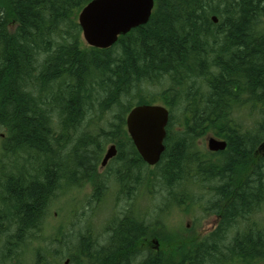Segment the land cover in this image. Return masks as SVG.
I'll return each instance as SVG.
<instances>
[{"label":"trees","instance_id":"1","mask_svg":"<svg viewBox=\"0 0 264 264\" xmlns=\"http://www.w3.org/2000/svg\"><path fill=\"white\" fill-rule=\"evenodd\" d=\"M90 1L0 0L1 263L41 240L60 193L90 185L95 211L109 182L129 210L104 224V244L85 224L96 222L72 208L46 254L68 264L263 263L264 227L250 215L264 205V0H155L148 22L105 50L82 41L77 16ZM154 103L169 121L160 171L148 173L125 119ZM209 134L226 149L197 148ZM110 143L121 164L111 178L97 171ZM156 187L161 209H138ZM201 187L215 200L205 208L219 217L212 233L198 239L162 224L163 207L195 208ZM155 234L162 247L150 253L145 240ZM34 255L33 264H51Z\"/></svg>","mask_w":264,"mask_h":264},{"label":"rangeland","instance_id":"2","mask_svg":"<svg viewBox=\"0 0 264 264\" xmlns=\"http://www.w3.org/2000/svg\"><path fill=\"white\" fill-rule=\"evenodd\" d=\"M83 41V39H82ZM84 42V41H83ZM85 44V42H84ZM86 45V44H85ZM154 104H160V103H154ZM242 114V113H241ZM243 115V114H242ZM245 125H250L249 120L245 119L244 121ZM208 136H203L201 139H199L196 144L197 148L199 149H206V139ZM109 145L106 146V148ZM0 150H1V138H0ZM221 158V157H219ZM218 158V159H219ZM117 161V160H116ZM116 161H110L108 165H106L104 168H100V166L97 167L98 173L103 176L105 175L106 177H110L115 169L120 167V163ZM145 171L148 173H157L160 171V168L158 167H145ZM206 183V182H205ZM207 185V184H206ZM109 189H110V195L108 196V199L103 201L101 205L99 206L98 210H95V207L91 203V206L87 205V202L91 199L90 194L92 192V188L90 185H86L83 188H80L78 190H73L71 192H62L59 194V196L53 200L50 203V207L48 209L47 217L44 221L45 223V228L44 232L41 233V240L35 241V242H30L31 245H23L24 253H22L21 257L19 260H5L6 264H33L36 260L34 253L36 252H41L42 256L48 257L47 260L50 261L51 264H63L65 260H59L57 258H53L50 255L46 254V244L54 237L53 232H52V227H56L60 225L61 223H67V218L70 210H72L74 213L79 216V220H84V221H92L96 223H85L91 227V233L98 239L99 237L101 238V244H104V238L105 235L102 233V229L104 228L105 223H109L110 220L115 216V215H121L120 211L124 210H129V198H126L124 195H119V198L115 197V189L109 182ZM158 188L156 187L155 189H151L150 193H154V195H149V197H143L138 202L140 205H137L136 207L138 209H142L144 206H147L148 209L151 207H156L157 210L161 209L162 205H155L159 204L160 202H155V197L158 195L155 192H157ZM196 192H200L201 198L199 200V204L195 206V208L191 203H187V207L179 208V207H174L172 210L165 211V208L163 207L164 212L161 214V221L162 223H167L173 227V231L175 234L180 233L181 225H183V228H185L186 223H189V225L196 227L195 226V220L200 221V227L197 229L196 234L199 235V237H203L210 233L212 229H214L215 224L212 223L214 218L210 217V211H205V208H208L206 206L207 202L209 201V205H211V201H213V198H210V195L207 194L208 188H203L199 189ZM195 198H199L196 196ZM117 203V208H113V202ZM154 200V201H152ZM160 200V199H156ZM127 201V202H126ZM215 202V200L213 201ZM105 203V204H104ZM104 204V205H103ZM144 204V205H143ZM155 205V206H154ZM203 207V209L201 208ZM261 210L260 212L255 213L256 215L251 214V220L255 221L260 224L261 228L264 227V205L260 207ZM157 210H154L157 211ZM97 211V213H95ZM83 212H86L85 215ZM80 215L83 217L80 218ZM146 216V215H145ZM74 221L75 223H78L75 215L74 217L68 220V223L70 221ZM103 223H102V222ZM107 221V222H106ZM216 223V222H215ZM67 226H63L62 228H66ZM79 227L76 228V231H73L74 234H78V232L81 230H77ZM82 232L84 233L85 230L83 228ZM237 231H231L230 237L234 236V234ZM238 232H241V230H238ZM239 234V233H238ZM92 235V236H93ZM231 240V239H230ZM97 243H100L96 240ZM43 250V251H42ZM1 257V255H0ZM2 259V257H1ZM0 264L1 260H0ZM234 264V263H233Z\"/></svg>","mask_w":264,"mask_h":264},{"label":"water","instance_id":"3","mask_svg":"<svg viewBox=\"0 0 264 264\" xmlns=\"http://www.w3.org/2000/svg\"><path fill=\"white\" fill-rule=\"evenodd\" d=\"M154 6L155 0H92L78 14L83 40L89 47L108 49L120 36L145 25ZM213 20L217 22L216 18ZM168 121L169 111L161 105H139L126 116L127 133L142 161L148 166H155L160 161L165 149ZM207 141L211 151H223L226 148L225 141L213 138ZM116 154L115 145L109 146L102 166Z\"/></svg>","mask_w":264,"mask_h":264},{"label":"flooded vegetation","instance_id":"4","mask_svg":"<svg viewBox=\"0 0 264 264\" xmlns=\"http://www.w3.org/2000/svg\"><path fill=\"white\" fill-rule=\"evenodd\" d=\"M213 136V135H212ZM209 137V136H208ZM214 137V136H213ZM208 150V149H207ZM262 148L261 147H259L258 148V150L256 151V154H257V152H260V153H262ZM210 153H215V152H210ZM100 162H101V160H100ZM100 162H99V164H100ZM109 164V163H108ZM107 164V165H108ZM99 165H97V167H98ZM210 217H213L214 218V220H213V222L212 223H214L215 224V227H214V229H212L211 231H210V233H212L216 228H217V226H218V223H219V217L218 216H216V215H214V214H210ZM216 222V223H215ZM148 224H150V223H148ZM160 225L161 223H155V225ZM163 224V223H162ZM200 227V226H199ZM198 227V228H199ZM198 228H196V227H193V226H191V225H189V223H186V225H185V229L186 230H188L189 231V233H188V235L189 236H191V237H194V238H198V239H201V238H204L205 236H207V235H209L210 233H208L207 235H205V236H203V237H199V235L198 234H196V232H197V229ZM160 230L159 229H157V232L158 233H160L159 232ZM158 236H160V234H155V235H153L152 237H149L148 239H146L145 240V249L148 251H150V253H152V252H156V253H158V251L161 249V247H162V245H161V242L159 241V237ZM63 251L64 252H68L69 251V243L68 242H66V244L64 245V247H63Z\"/></svg>","mask_w":264,"mask_h":264},{"label":"bare ground","instance_id":"5","mask_svg":"<svg viewBox=\"0 0 264 264\" xmlns=\"http://www.w3.org/2000/svg\"><path fill=\"white\" fill-rule=\"evenodd\" d=\"M173 193V192H172ZM199 194V193H198ZM107 222V221H106Z\"/></svg>","mask_w":264,"mask_h":264}]
</instances>
